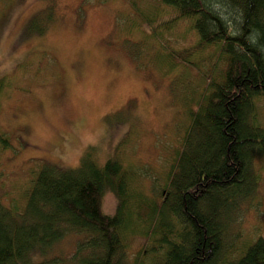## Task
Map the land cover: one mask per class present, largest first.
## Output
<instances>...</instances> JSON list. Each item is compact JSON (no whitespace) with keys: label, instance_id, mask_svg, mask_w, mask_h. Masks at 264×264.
I'll return each instance as SVG.
<instances>
[{"label":"trees","instance_id":"1","mask_svg":"<svg viewBox=\"0 0 264 264\" xmlns=\"http://www.w3.org/2000/svg\"><path fill=\"white\" fill-rule=\"evenodd\" d=\"M158 1L173 15L157 22L155 10L140 12L151 35L188 21L196 42L171 54L189 51L182 63L204 76L183 100L186 121L164 168L99 164L89 149L74 167L42 164L22 205L0 200V264H264V234L240 244L224 237L228 210L255 190L253 162L264 156L255 105L264 96V0ZM107 189L113 213L101 207ZM71 232L81 237L69 257L51 252ZM138 234L143 245L129 255Z\"/></svg>","mask_w":264,"mask_h":264},{"label":"rangeland","instance_id":"2","mask_svg":"<svg viewBox=\"0 0 264 264\" xmlns=\"http://www.w3.org/2000/svg\"><path fill=\"white\" fill-rule=\"evenodd\" d=\"M131 1L135 8L128 0H0V133L8 141L0 146L2 202L22 205L42 164L74 167L87 149L99 164L112 157L150 174L164 168L186 121L183 100L204 78L182 63L189 51L173 56L171 49L191 47L196 35L179 19L159 41L139 14L155 10L163 22L172 11L158 0ZM255 105L264 126V96ZM253 167L255 190L228 210L224 237L237 244L264 234V156ZM116 204L104 190L103 211ZM80 237L66 234L51 252L70 255ZM142 245L143 236L132 235L129 255Z\"/></svg>","mask_w":264,"mask_h":264}]
</instances>
